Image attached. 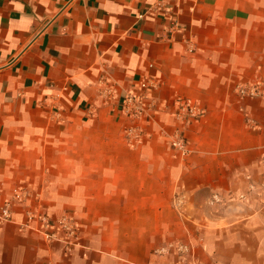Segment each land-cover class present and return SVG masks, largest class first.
<instances>
[{
	"label": "crops",
	"instance_id": "0c3cea01",
	"mask_svg": "<svg viewBox=\"0 0 264 264\" xmlns=\"http://www.w3.org/2000/svg\"><path fill=\"white\" fill-rule=\"evenodd\" d=\"M5 204L0 264H264V0H0Z\"/></svg>",
	"mask_w": 264,
	"mask_h": 264
},
{
	"label": "built area",
	"instance_id": "2783aa9c",
	"mask_svg": "<svg viewBox=\"0 0 264 264\" xmlns=\"http://www.w3.org/2000/svg\"><path fill=\"white\" fill-rule=\"evenodd\" d=\"M151 87H155L153 83H148ZM141 87L144 89L147 87V84H142ZM238 92L242 97H257L259 96L260 89L258 85H249L247 87H239ZM135 99L133 96L127 97L125 102V109L128 114L138 115L141 112V109L138 105L135 104ZM200 115V110L195 106H192L188 103L180 102L177 111L174 113V117L184 124L190 125L194 120H196ZM171 146L180 151H184V138L183 133L177 131L175 133V137L170 141ZM15 198L20 199L21 193L18 190L14 191ZM243 198V196H240ZM213 202H219L220 198L217 194L213 195ZM10 204H5L3 208L0 210V222H8L11 220L10 214ZM44 220V230L42 231V235L44 238L49 241H59L62 242L67 247L76 244V239L78 235V226L77 224L71 220L69 217H61L54 224H50L46 218ZM75 242V243H74ZM179 250L183 252L185 250L184 246H179ZM183 264H195V263H184Z\"/></svg>",
	"mask_w": 264,
	"mask_h": 264
}]
</instances>
